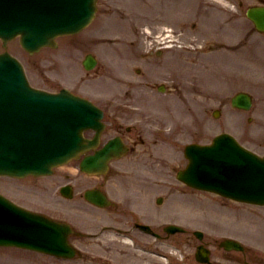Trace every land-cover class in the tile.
I'll return each instance as SVG.
<instances>
[{
    "label": "rangeland",
    "instance_id": "obj_1",
    "mask_svg": "<svg viewBox=\"0 0 264 264\" xmlns=\"http://www.w3.org/2000/svg\"><path fill=\"white\" fill-rule=\"evenodd\" d=\"M113 28L114 26L112 29ZM192 36L199 41L198 32H193ZM258 46L264 49V38L259 42ZM9 51L12 52L13 49H10L9 47ZM251 53L252 60L250 62L252 75L251 82L247 84V88L254 93L255 98L251 111L249 113L238 112L230 109L229 105H226V111L220 113L218 118H213L212 111L214 109H211L210 111L203 113L200 117L204 124L203 131L200 133L198 131V133L187 136L188 141L196 140L201 143H206L216 133L227 131L235 135L246 147L260 154L264 153V79H260L264 77V63L262 61L264 55L261 56L259 54L258 56H254L255 53ZM183 55L189 56V54ZM197 55H200L198 60H204L203 64H207V75L210 76V81H213L216 84H219L220 82L227 83V76H222L220 72H212L209 70H214L213 66H215L214 64H211V57L201 56L202 54L200 53ZM25 61L28 64L30 75L38 82L40 77L38 76L39 78H37L35 76H37L40 71L37 68L36 61L31 59ZM218 66H225L222 60L218 62ZM245 74L249 73L247 72ZM49 75H54L53 69L49 71ZM252 76L255 79H252ZM205 79L207 78H204L203 80ZM255 81L262 82V85H260L261 88L253 83ZM237 84L238 83H235L234 85L235 89H237ZM197 96H195L197 101H191L189 99L190 109L192 111L195 112V109H193L195 106L193 105L196 103H198V105L200 103L209 104L213 108L218 107L216 103L214 106L212 102H206L208 100L201 101ZM247 118H251L249 123ZM33 182L32 179L24 181L0 179V191L18 202L25 203L31 209H37L51 216L57 217L58 212L54 210V204L57 205L58 200L51 197V190L56 185L57 179L52 181L44 179L39 180L38 183L43 182L45 190L49 191L46 192L43 188L38 187V192L40 194L33 192ZM187 194L188 204L182 209V212L185 213L188 223H190L193 228L204 232L203 242L208 243L209 247L212 249V264H264V207L238 205L211 194L192 190H189ZM24 197L28 199L26 202L22 200ZM81 208L83 207L81 206ZM181 237L183 236L175 234L169 238L170 240L168 242H157V246L155 247L156 252L168 257L167 264H198L193 259V253L198 241L194 236L189 234L186 243H181V241H183L181 240ZM223 237H233L242 241L246 247L245 252L226 253L219 250L216 246V242ZM142 241L145 242V239ZM87 243H89L86 244L87 247L95 256H97V262L96 260H93L91 263L87 264H140V261L143 260H137L139 255H137L136 252L129 250L124 252L120 250L119 253H113L111 249L116 245L115 242H108L102 252L96 249V247L91 246V242L87 241ZM125 254L126 256L131 254V258H125ZM98 255H100L101 258H99ZM146 261L148 262V260ZM147 262L145 264H148ZM150 262H153L154 264H163L160 259H155L154 261L151 260ZM0 264L73 263L57 261L33 253H6L0 250Z\"/></svg>",
    "mask_w": 264,
    "mask_h": 264
},
{
    "label": "water",
    "instance_id": "obj_2",
    "mask_svg": "<svg viewBox=\"0 0 264 264\" xmlns=\"http://www.w3.org/2000/svg\"><path fill=\"white\" fill-rule=\"evenodd\" d=\"M73 8L71 0H0V38L6 40L17 34H22V38L24 39H22V43L29 42L30 33L36 30L38 23L45 25L44 28L52 33L57 23L54 17H62L64 13L69 12ZM46 11H50L55 16L52 18L45 17ZM84 12L87 15L89 12L88 8H85ZM249 15L257 23L258 28L264 30V10L249 13ZM0 74H2L1 71ZM15 74L17 85L13 80H8L0 86V93L7 91L11 94V97L25 94L28 96L27 102L34 99V93L21 80V73L16 71ZM42 98L48 100L47 103L50 106L46 107L45 110L48 108L54 109L56 101L59 103L63 102L61 110H65L66 114H64V117L61 118L58 124L52 123L53 120L44 111L42 113H35L39 119V123H37L36 119H31V114L22 104V102H25L23 97H18L13 103H11L13 100L9 98H7V101L0 100V152H4L6 158L14 164L6 165L5 168L7 170L12 165L20 164V161H22V164L24 163L23 166L25 168L28 167V163H32L38 168H45L46 162L49 164L54 163L70 153L71 149L68 148L59 156H55L57 152L53 150L59 133L62 134L64 140H70V142L78 140L75 131H73L71 136L66 131V125L70 118L67 104L68 99L65 97L53 98L44 94H42ZM15 105L16 107L14 108L13 106ZM28 106L32 107V109H36L37 107L32 101L28 103ZM10 111H14L13 121L10 118ZM22 116L24 117L23 122H21ZM41 118L44 119L43 124ZM49 131L51 132L50 134ZM16 144L19 145L18 148H16ZM8 147L12 149L11 153L7 151ZM249 162L254 163L253 167L257 173L263 168L262 165H258L253 160ZM234 179L235 177H233ZM229 183L232 184L231 182ZM241 196L242 193L239 197Z\"/></svg>",
    "mask_w": 264,
    "mask_h": 264
}]
</instances>
